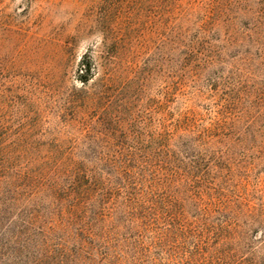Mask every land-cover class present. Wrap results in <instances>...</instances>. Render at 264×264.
<instances>
[{"label":"trees","instance_id":"16d2710c","mask_svg":"<svg viewBox=\"0 0 264 264\" xmlns=\"http://www.w3.org/2000/svg\"><path fill=\"white\" fill-rule=\"evenodd\" d=\"M198 18L193 33L167 30L161 99L146 112L134 108L137 96L111 110L106 76L84 89L96 70L85 55L83 89L64 99L63 125L44 141L28 139L41 134L33 129L9 142L0 120V214L12 226L0 255L19 264L39 242L79 240L109 264H228L226 248L255 210L226 144L243 158L246 139L264 142V110L253 105L264 89L248 86L255 64L264 67V0H208ZM207 99L213 110L199 104ZM106 225L129 232L96 230Z\"/></svg>","mask_w":264,"mask_h":264},{"label":"rangeland","instance_id":"374dc122","mask_svg":"<svg viewBox=\"0 0 264 264\" xmlns=\"http://www.w3.org/2000/svg\"><path fill=\"white\" fill-rule=\"evenodd\" d=\"M206 1L0 0V120L7 129L8 141H18L24 131L33 129L42 135L35 133L28 139L36 136L44 141L46 133L63 125L59 116L64 112V99L83 89L77 76L85 55L91 56L96 70L84 89L106 76L113 85L106 97L111 110L123 112V102L131 103V97L137 96L134 108L146 112L150 99H161L167 30L183 27L193 33ZM248 1L252 4L256 0ZM226 60L231 62V58ZM254 70L248 86L264 89V67L255 64ZM138 84L144 89H137ZM182 101L175 108L185 109ZM199 104L213 110L208 99ZM253 105L264 110V101ZM248 106L244 102L237 110ZM126 109L131 112V106ZM204 120L206 125L209 119ZM258 122L264 123V117ZM232 143L226 144L235 159L230 163L242 181L241 193L255 210L243 225L244 235L228 244V264H264V142L246 139L241 149L243 158L239 156L240 146ZM9 218L16 222L14 215ZM6 220L0 214V245L5 244ZM96 230L124 236L129 232L109 225ZM127 238L131 242V237ZM81 243L39 242L21 252L19 264H109L104 257H90L78 250ZM0 264L15 262L0 255Z\"/></svg>","mask_w":264,"mask_h":264}]
</instances>
